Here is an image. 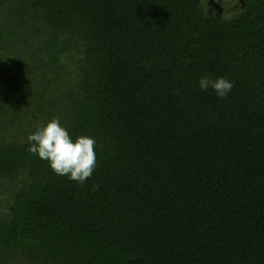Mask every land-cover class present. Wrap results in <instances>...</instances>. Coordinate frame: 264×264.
Returning a JSON list of instances; mask_svg holds the SVG:
<instances>
[{"label": "trees", "instance_id": "1", "mask_svg": "<svg viewBox=\"0 0 264 264\" xmlns=\"http://www.w3.org/2000/svg\"><path fill=\"white\" fill-rule=\"evenodd\" d=\"M235 1L0 0V264H264V0ZM54 118L97 140L83 184L28 151Z\"/></svg>", "mask_w": 264, "mask_h": 264}, {"label": "clouds", "instance_id": "2", "mask_svg": "<svg viewBox=\"0 0 264 264\" xmlns=\"http://www.w3.org/2000/svg\"><path fill=\"white\" fill-rule=\"evenodd\" d=\"M199 88H211L220 98H226L234 83L224 76L215 78L201 76ZM28 151L47 161L50 168L61 176H67L79 184L85 183L97 166V140L91 135L82 134L73 138L70 131L58 118L38 126L28 136Z\"/></svg>", "mask_w": 264, "mask_h": 264}, {"label": "rangeland", "instance_id": "3", "mask_svg": "<svg viewBox=\"0 0 264 264\" xmlns=\"http://www.w3.org/2000/svg\"><path fill=\"white\" fill-rule=\"evenodd\" d=\"M237 1L233 2L230 1V0H223V3L221 4L222 6H226V8H230L231 6H233ZM8 47H11L10 45H8ZM10 49V48H9ZM4 52H7L8 50H3ZM1 58V57H0ZM0 184L3 185V184H7V182H4V181H0Z\"/></svg>", "mask_w": 264, "mask_h": 264}]
</instances>
